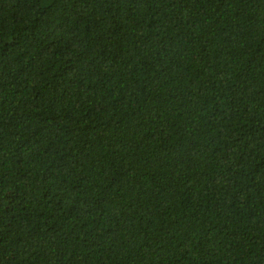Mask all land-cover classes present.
Instances as JSON below:
<instances>
[{"label": "trees", "instance_id": "1", "mask_svg": "<svg viewBox=\"0 0 264 264\" xmlns=\"http://www.w3.org/2000/svg\"><path fill=\"white\" fill-rule=\"evenodd\" d=\"M0 264H264V0H0Z\"/></svg>", "mask_w": 264, "mask_h": 264}]
</instances>
